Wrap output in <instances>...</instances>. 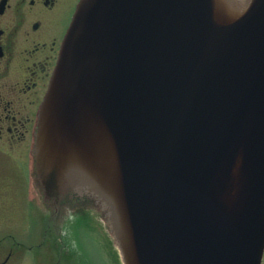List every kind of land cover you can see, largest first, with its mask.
Returning a JSON list of instances; mask_svg holds the SVG:
<instances>
[{"label":"water","instance_id":"obj_1","mask_svg":"<svg viewBox=\"0 0 264 264\" xmlns=\"http://www.w3.org/2000/svg\"><path fill=\"white\" fill-rule=\"evenodd\" d=\"M35 158L56 211H106L122 264H261L264 0H82Z\"/></svg>","mask_w":264,"mask_h":264},{"label":"flooded vegetation","instance_id":"obj_2","mask_svg":"<svg viewBox=\"0 0 264 264\" xmlns=\"http://www.w3.org/2000/svg\"><path fill=\"white\" fill-rule=\"evenodd\" d=\"M80 1L0 0V208L33 200L38 114Z\"/></svg>","mask_w":264,"mask_h":264},{"label":"rangeland","instance_id":"obj_3","mask_svg":"<svg viewBox=\"0 0 264 264\" xmlns=\"http://www.w3.org/2000/svg\"><path fill=\"white\" fill-rule=\"evenodd\" d=\"M33 190L32 204L21 201L20 196L17 203L6 201V192H2L5 196L0 208L1 261L12 248L16 254L10 264H121L106 213L98 205L75 201L56 211L41 197L40 183ZM12 194L7 193L11 199ZM73 212L78 213L76 227H72L70 219ZM60 235L62 240L57 242Z\"/></svg>","mask_w":264,"mask_h":264}]
</instances>
